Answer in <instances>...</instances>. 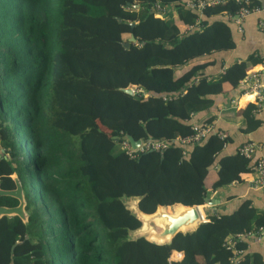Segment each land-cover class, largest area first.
<instances>
[{
	"label": "trees",
	"instance_id": "obj_1",
	"mask_svg": "<svg viewBox=\"0 0 264 264\" xmlns=\"http://www.w3.org/2000/svg\"><path fill=\"white\" fill-rule=\"evenodd\" d=\"M185 2L0 0V189H14L15 175L26 215L0 218V264H231L225 240L264 226V212L246 200L231 213L206 214L170 242L130 236L140 226L127 208L131 197L146 214L157 206H200L211 192L253 175L251 159L224 152L229 136L135 159L116 143L125 134L189 136L192 116L213 104L208 96L246 76L237 62L205 74L214 52L234 47L229 23L244 2L200 11ZM156 4L167 9L162 18ZM259 110L250 103L239 112L242 134L260 127ZM213 119L208 114L197 124ZM17 205L0 197V206ZM236 248L244 250L236 264H261L245 254V242ZM173 252L183 254L180 261L170 259Z\"/></svg>",
	"mask_w": 264,
	"mask_h": 264
},
{
	"label": "crops",
	"instance_id": "obj_2",
	"mask_svg": "<svg viewBox=\"0 0 264 264\" xmlns=\"http://www.w3.org/2000/svg\"><path fill=\"white\" fill-rule=\"evenodd\" d=\"M249 1L258 2L257 6L261 11L258 14H251L246 17L242 22L240 31L233 19H231L229 26L235 45L231 50L214 52L212 57L215 60V64L213 67L206 69L205 74L217 75L225 71L226 68L235 62L244 63L246 76L240 85L236 88H230L228 84L224 85V94L241 88L240 95L237 98L232 96L229 103L230 105L228 104L229 101H227V103L225 102L226 105H229V108L221 110L217 122L213 125L225 131L231 139V142L227 145L224 152H235L241 144L247 141H254L259 145L260 151L264 154V120H262L261 117L258 118L261 120V125L256 131L250 134H242L238 130V123L240 121L239 112L244 109L246 105L250 103L254 104L255 101L254 97L244 93V86L248 75L256 74L261 81L262 89L264 87V32H262L258 26V20L264 19V8L259 0ZM226 18L225 16L224 19ZM251 60H255L256 63L252 64ZM251 177L252 175L247 176L244 183H248ZM213 178L214 172L211 171L207 183L210 184ZM242 184L243 183H233L220 188L216 192H211L208 196L210 200L224 199V203L215 207H209L205 204L200 205L199 208L202 210L203 216L211 212L221 214L231 213L246 200L251 202L254 209L264 212V191L246 190L243 189ZM241 195L242 197H240ZM242 198H245V201H242ZM245 243V254L257 256V260H259L261 264H264V243L257 241L253 236L248 237ZM182 256L183 254L181 252H173L170 259L178 262L181 260Z\"/></svg>",
	"mask_w": 264,
	"mask_h": 264
},
{
	"label": "water",
	"instance_id": "obj_3",
	"mask_svg": "<svg viewBox=\"0 0 264 264\" xmlns=\"http://www.w3.org/2000/svg\"><path fill=\"white\" fill-rule=\"evenodd\" d=\"M259 1L262 3V7L264 8V0ZM134 7L137 8V6ZM133 25L134 24H132V26ZM134 41L135 38L131 36L129 40L123 44V47L128 48L129 43ZM234 91L222 95L208 96V98L213 101V104L209 108L195 113L191 118V123H199L208 114H212L214 116L213 123H216L221 110L229 108V103L232 96H234L235 98L239 97L241 88H238ZM124 92L128 95L133 94L131 88L125 89ZM262 93L264 97V87L262 89ZM227 101H229V105H226ZM259 117L264 120V98L260 110L256 115V118ZM122 140L128 141L132 150L137 149L141 142L140 139L135 140L128 134H125L122 137ZM262 154L263 153L260 150L256 151L250 160V165L254 166V164ZM14 181L15 188L12 190L0 189V197L9 196L15 198L18 200V205L15 207L0 206V218L3 216H17L22 221H26L22 188L19 181L15 177ZM242 186L243 189L248 190L247 182L243 183ZM240 197H242V195ZM242 201H245V198H242ZM138 202V197H131L129 199V202L127 203V208L132 211L137 220L140 222L139 228L133 231L131 235L144 236L147 241L155 243L170 242L177 234L191 231L195 229L200 223H203L205 221V219L203 218V212L199 208V206L175 205L169 208L165 206H157L154 212L146 214L139 209ZM223 203L224 199L210 200L208 197L204 199V204L209 207H215Z\"/></svg>",
	"mask_w": 264,
	"mask_h": 264
},
{
	"label": "built area",
	"instance_id": "obj_4",
	"mask_svg": "<svg viewBox=\"0 0 264 264\" xmlns=\"http://www.w3.org/2000/svg\"><path fill=\"white\" fill-rule=\"evenodd\" d=\"M236 2L243 1L245 6L242 7L236 15L232 18L237 25L238 30H241L243 20L251 14H258L261 9L258 6L249 7V0H235ZM225 0H186L184 6L190 10H202L207 6H211L218 3H223ZM155 16L162 18L167 9L159 4L154 6ZM258 26L262 32H264V19L258 20ZM244 85V84H243ZM133 91V90H132ZM244 93L246 95L254 97V104L257 108H260L263 101L262 84L259 77L256 74H249L244 86ZM215 135L224 142L227 141L228 134L222 129L217 128L214 125L202 123L193 124L192 133L186 137H176L173 140H141L137 149L132 150L128 141L117 140L118 146L125 152L130 159L138 158L140 155L163 150L170 145L177 144L181 146H192L205 140L207 137ZM260 150L259 145L254 141H247L237 148L240 155L247 159H251L256 151ZM14 178L15 175H12ZM248 189L252 191H264V154L258 158L253 166V175L248 181ZM253 236L257 241L264 243V226L259 227L255 232H248L244 234H238L236 236L228 237L225 240L224 246L227 250H232L233 255L230 258L231 264H236L240 257L244 254V250L236 248V244L240 241L245 242L248 237Z\"/></svg>",
	"mask_w": 264,
	"mask_h": 264
},
{
	"label": "rangeland",
	"instance_id": "obj_5",
	"mask_svg": "<svg viewBox=\"0 0 264 264\" xmlns=\"http://www.w3.org/2000/svg\"><path fill=\"white\" fill-rule=\"evenodd\" d=\"M96 105H97V109H96V116H97V118H101V116H102V112H103V105L102 104H98V103H96ZM128 202H129V200H128ZM127 202V203H128ZM204 218H205V216H203ZM132 238H136V237H139V236H133V235H130ZM142 237H144V236H142Z\"/></svg>",
	"mask_w": 264,
	"mask_h": 264
}]
</instances>
